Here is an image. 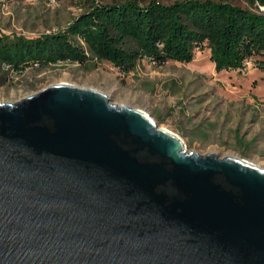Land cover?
Wrapping results in <instances>:
<instances>
[{
    "label": "water",
    "instance_id": "1",
    "mask_svg": "<svg viewBox=\"0 0 264 264\" xmlns=\"http://www.w3.org/2000/svg\"><path fill=\"white\" fill-rule=\"evenodd\" d=\"M0 264H264V168L50 85L0 104Z\"/></svg>",
    "mask_w": 264,
    "mask_h": 264
},
{
    "label": "rangeland",
    "instance_id": "2",
    "mask_svg": "<svg viewBox=\"0 0 264 264\" xmlns=\"http://www.w3.org/2000/svg\"><path fill=\"white\" fill-rule=\"evenodd\" d=\"M224 1L251 8L245 0ZM86 9L77 0H0V34L37 38L66 29ZM260 61L264 56L250 59L240 70L217 72L205 49L190 63L170 61L159 66L139 61L127 76L93 58L83 65L30 67L23 73L4 69L0 71V104L16 103L58 83L94 88L107 93L114 104L145 110L158 126L181 136L188 152L236 156L264 168Z\"/></svg>",
    "mask_w": 264,
    "mask_h": 264
},
{
    "label": "trees",
    "instance_id": "3",
    "mask_svg": "<svg viewBox=\"0 0 264 264\" xmlns=\"http://www.w3.org/2000/svg\"><path fill=\"white\" fill-rule=\"evenodd\" d=\"M77 1L87 9L64 30L37 38L0 34V71L83 65L93 58L127 76L139 61L190 63L208 49L222 72L264 56V0H245L251 8L224 0ZM257 66L264 88V61Z\"/></svg>",
    "mask_w": 264,
    "mask_h": 264
},
{
    "label": "built area",
    "instance_id": "4",
    "mask_svg": "<svg viewBox=\"0 0 264 264\" xmlns=\"http://www.w3.org/2000/svg\"><path fill=\"white\" fill-rule=\"evenodd\" d=\"M34 1H37V0H34ZM54 32H57V31H54ZM247 62H248V61H247ZM247 62H246V63H247Z\"/></svg>",
    "mask_w": 264,
    "mask_h": 264
},
{
    "label": "bare ground",
    "instance_id": "5",
    "mask_svg": "<svg viewBox=\"0 0 264 264\" xmlns=\"http://www.w3.org/2000/svg\"><path fill=\"white\" fill-rule=\"evenodd\" d=\"M166 129V128H165Z\"/></svg>",
    "mask_w": 264,
    "mask_h": 264
}]
</instances>
